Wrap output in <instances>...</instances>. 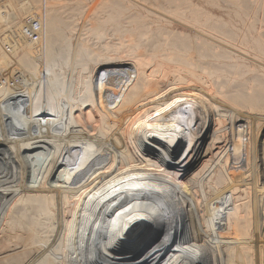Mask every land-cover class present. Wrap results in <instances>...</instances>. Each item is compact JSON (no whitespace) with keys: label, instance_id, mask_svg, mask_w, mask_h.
Instances as JSON below:
<instances>
[{"label":"bare ground","instance_id":"bare-ground-1","mask_svg":"<svg viewBox=\"0 0 264 264\" xmlns=\"http://www.w3.org/2000/svg\"><path fill=\"white\" fill-rule=\"evenodd\" d=\"M173 2L0 6V264H264V28Z\"/></svg>","mask_w":264,"mask_h":264},{"label":"rangeland","instance_id":"rangeland-1","mask_svg":"<svg viewBox=\"0 0 264 264\" xmlns=\"http://www.w3.org/2000/svg\"><path fill=\"white\" fill-rule=\"evenodd\" d=\"M107 1L109 2L107 5L110 6L112 0H81V7H83V11L85 12V14L86 13L89 14V13H91V11L93 10V8L96 4L101 6V5L106 4ZM123 1L126 2V0H123ZM183 1L180 2V0H175V2H173L171 6L168 5L167 8L170 9V7L171 8L172 7L176 8V6L178 7V5H176L178 2H179L178 4H179L180 8H182V6H183V8H185V7H188L189 5L193 4L195 8L200 9L201 11H204L206 13H210L212 16H215L216 18H220V20H222V21H223V17L226 16L228 13H233V14H239L240 13L243 15V17L245 19L250 17L249 21H253L252 17L257 16L258 19L257 18H256V20L254 19L255 21H253V22L254 23L256 22L258 27L264 28V0H239V1L235 0L233 4L229 3L227 0H187V1L185 0L184 3H182ZM0 2H2V3H0V6L5 5L6 6L5 8L9 7V9H5L6 11L12 10L15 13V15L17 17L16 22L19 23L18 24L19 26L22 24L23 19L28 15L27 14L28 10L31 11V13L29 12V14L36 13L40 17H42L43 19L44 18L46 19L47 16L50 15L51 13H53L54 17L58 18L59 16L60 17L63 16V12L65 11V9L67 7L75 8L79 4V0H4V1H0ZM25 2H26V4H25ZM187 2L188 3L190 2V3L186 4ZM23 3H24V5H23ZM180 3H182V6ZM29 4L31 6V7L29 6L30 8H28ZM184 5H185V7H184ZM104 6H106V5H104ZM101 7L103 8V6H101ZM100 8L99 9L97 8L98 11L101 10ZM172 9L174 10V8H172ZM172 9H170V10H172ZM245 13L248 16L245 15ZM247 22H248V20H247ZM91 27H92L91 24L87 25V28H91ZM5 28H6L5 24L0 23V39H3L5 36V35H3L4 34L3 31ZM91 34H92V32H90V36H91ZM6 35H8V34H6ZM6 39L9 40V38H6ZM5 42H6V40H5ZM26 43L30 44L27 41H26ZM100 44L105 45L106 41L101 40ZM107 44H108V41H107ZM99 47H101V46H99ZM103 48H104V46L101 47L100 51H103ZM228 129H229V127H228ZM244 140H246V137H244ZM209 142H210V140H208L207 144ZM206 148H207V145H206V147H204V150ZM198 151L200 152V149H198ZM260 155H261L260 156L261 160H260L259 165L261 167L260 172L262 174L261 180L264 183V150H261ZM175 168L182 172L185 170V165L177 164V165H175ZM155 173L159 174L157 172H154L153 174H155ZM168 181L171 184L173 183L170 180V178H168ZM159 241L157 242V245L155 246V248L159 247L163 243L162 239H160Z\"/></svg>","mask_w":264,"mask_h":264},{"label":"built area","instance_id":"built-area-1","mask_svg":"<svg viewBox=\"0 0 264 264\" xmlns=\"http://www.w3.org/2000/svg\"><path fill=\"white\" fill-rule=\"evenodd\" d=\"M4 1V0H3ZM21 33L24 39L30 44H39L43 40V24L36 13L28 14L21 24ZM14 43L11 40L5 42V50L10 53Z\"/></svg>","mask_w":264,"mask_h":264}]
</instances>
